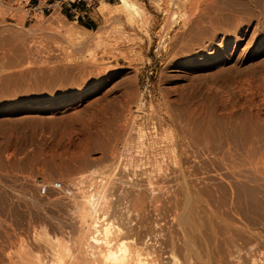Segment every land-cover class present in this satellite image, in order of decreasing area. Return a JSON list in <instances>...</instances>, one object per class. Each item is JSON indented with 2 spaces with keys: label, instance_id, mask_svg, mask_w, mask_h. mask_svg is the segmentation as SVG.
<instances>
[{
  "label": "rangeland",
  "instance_id": "1",
  "mask_svg": "<svg viewBox=\"0 0 264 264\" xmlns=\"http://www.w3.org/2000/svg\"><path fill=\"white\" fill-rule=\"evenodd\" d=\"M132 1L0 0V264H86L88 196L154 264H264V0Z\"/></svg>",
  "mask_w": 264,
  "mask_h": 264
},
{
  "label": "bare ground",
  "instance_id": "2",
  "mask_svg": "<svg viewBox=\"0 0 264 264\" xmlns=\"http://www.w3.org/2000/svg\"><path fill=\"white\" fill-rule=\"evenodd\" d=\"M96 11L99 16L102 17L117 14L120 18L124 19V23L128 26L134 24L136 20L141 21L144 15L142 9L132 0H118L116 4H108L106 3V0H101L96 7ZM57 21L58 20H56V23H58ZM63 33L65 37H67L71 41L77 43L84 42V37L75 30L68 29L64 30ZM90 198L91 197L88 196L86 201L84 202V204L88 205L89 208L86 218L88 223L87 227H89L90 232H87L88 234H85V238L83 237V240L86 239V242L83 241V243H89L87 245V248H84L85 244H83V248L87 250L88 247H93L95 245V250H92L91 248L89 250H92L91 252L87 250L88 253H84L88 254L86 255V257L88 256L91 258L88 259L87 257L88 260H85L86 264H154L152 260L146 259L149 255L143 254L142 250L137 247V245H130L123 240L116 239L115 235L118 232V228H116L110 221L106 222V220H104V217L99 216V211L97 212L96 209L97 201L93 199L94 202H96L94 204L93 200ZM80 242H82V240ZM56 247L57 245L54 248ZM60 249L61 248L59 246L57 247V249H52L56 264H59L60 262ZM86 250L84 252H86ZM144 256H146V258ZM82 262L84 263V261Z\"/></svg>",
  "mask_w": 264,
  "mask_h": 264
},
{
  "label": "crops",
  "instance_id": "3",
  "mask_svg": "<svg viewBox=\"0 0 264 264\" xmlns=\"http://www.w3.org/2000/svg\"><path fill=\"white\" fill-rule=\"evenodd\" d=\"M33 1L36 3V7L39 6L40 1H44L47 4L46 6H53L58 4L59 12L64 17L74 18L75 20L77 19L76 21H84L85 19L82 13V7L75 4H69L68 0H33Z\"/></svg>",
  "mask_w": 264,
  "mask_h": 264
},
{
  "label": "built area",
  "instance_id": "4",
  "mask_svg": "<svg viewBox=\"0 0 264 264\" xmlns=\"http://www.w3.org/2000/svg\"><path fill=\"white\" fill-rule=\"evenodd\" d=\"M100 1L101 0H68L69 4H75V5H79L82 7L83 17H86L88 14V11L91 8H93L94 6L98 5ZM106 1L109 2L110 0H106ZM48 7H50V6H48ZM24 8H25V10H27L29 8V6L26 5Z\"/></svg>",
  "mask_w": 264,
  "mask_h": 264
},
{
  "label": "trees",
  "instance_id": "5",
  "mask_svg": "<svg viewBox=\"0 0 264 264\" xmlns=\"http://www.w3.org/2000/svg\"><path fill=\"white\" fill-rule=\"evenodd\" d=\"M86 28H88L87 26H85Z\"/></svg>",
  "mask_w": 264,
  "mask_h": 264
}]
</instances>
